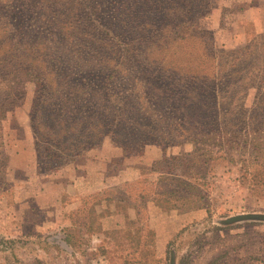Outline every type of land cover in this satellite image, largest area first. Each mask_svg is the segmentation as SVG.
<instances>
[{
  "label": "trees",
  "instance_id": "1",
  "mask_svg": "<svg viewBox=\"0 0 264 264\" xmlns=\"http://www.w3.org/2000/svg\"><path fill=\"white\" fill-rule=\"evenodd\" d=\"M98 2L109 5L105 11L129 6V15L142 2L163 4L155 15L163 18V30L170 35L179 29L198 35L194 29L209 13L208 9L200 14L202 0L193 4L189 0H0V197L8 190L9 167L3 123L23 106L28 84L36 88L30 119L39 173L47 175L74 164L109 138L122 149L126 165L155 146L168 150L192 144L194 151L187 157L195 170L206 167L212 158L234 163L237 152L239 161L248 164L246 170L249 165L256 167L250 178L254 191L264 186V33L241 48L220 52L213 74H180L154 68L157 64L148 51H116L131 43L123 42L113 32L115 25L95 13ZM195 16L198 20L186 22ZM250 90L256 93L248 109ZM247 154L254 159H246ZM195 174L162 175L161 182L169 189L152 198L139 194L136 206L126 205L131 195L106 198L107 209L115 207L116 213L106 218L115 216L113 220L119 221L124 216L119 209L129 207L137 210L140 221L148 203L164 195L185 204L193 196L202 199L205 177L202 169ZM244 174L243 179H248V171ZM164 201L168 209L180 211L170 199ZM96 210L88 213L92 222L104 217Z\"/></svg>",
  "mask_w": 264,
  "mask_h": 264
},
{
  "label": "rangeland",
  "instance_id": "2",
  "mask_svg": "<svg viewBox=\"0 0 264 264\" xmlns=\"http://www.w3.org/2000/svg\"><path fill=\"white\" fill-rule=\"evenodd\" d=\"M202 2L200 14L208 9L209 13L201 20L203 28L194 29L198 32L195 36H190L191 32L187 33L185 29L172 35L164 31L163 18L158 19L155 15L157 10L164 9L163 4L142 2L130 15L129 6L119 12L105 11L109 5L101 2L94 7L96 14L99 11L102 19L115 25L113 32H117L123 42L131 43L130 46H118L116 51L124 50L126 54L132 50L138 54L148 51L157 64L154 68L163 67L180 74H213L220 52L241 48L261 34L251 24L243 25L241 21L249 7L264 20V0ZM194 20L198 17L186 22ZM201 29L206 33H201ZM111 35L113 39L114 33ZM240 37L241 44L234 45V40ZM107 50L106 53H110L114 49ZM35 90L34 84L27 85L23 106L10 112L3 123L9 167L8 190L0 197V264H264V222L220 224L222 220L241 215H264V186L254 191L250 183L256 167L249 165L246 170L248 164L239 161L237 152L233 153L234 163L229 159L212 158L207 159L206 167H195V170L188 163L191 158L187 157L194 151L192 144L184 143L168 150L155 146L146 159L136 155L130 160L131 165L140 168L141 176L135 183L124 187L121 184L87 196H74L66 189H50L53 199L39 205L38 191L42 184H66L74 167L82 164L86 155L47 175L38 172L30 119ZM255 93V90L248 92L246 108L252 107ZM109 141L108 138L106 142ZM214 152L217 153V149ZM12 157H15L14 162ZM175 157L180 160H173ZM245 158L253 160L254 156L250 158L247 154ZM182 161L184 165L180 166ZM112 167L119 170L126 167V162L118 159ZM201 169L205 177L202 180L204 198L193 196L191 202L185 204L175 197H158L142 210L140 221L137 210L129 208L139 204L137 200L141 193L152 198L168 190L167 183L161 182L162 175L193 177ZM245 171H248L246 180L243 179ZM115 194L119 198L129 195L132 198L126 203L129 207L119 209L124 216L108 223L106 216L115 213V207L107 209L104 199ZM165 199H170L180 211L168 209ZM93 208L104 217L90 221L92 218L88 213ZM137 241L140 254L135 253Z\"/></svg>",
  "mask_w": 264,
  "mask_h": 264
},
{
  "label": "crops",
  "instance_id": "3",
  "mask_svg": "<svg viewBox=\"0 0 264 264\" xmlns=\"http://www.w3.org/2000/svg\"><path fill=\"white\" fill-rule=\"evenodd\" d=\"M244 13L241 21L243 25L251 24L258 33L264 32V20L258 17V12H255L254 8L249 7ZM241 41V37L238 40L235 39L234 45L241 44ZM152 148L147 149L144 159L149 156ZM164 153L165 151L163 150L161 153L162 157ZM84 159L82 164H77L74 167L72 174L68 176L66 184H42L41 189L38 191L39 205L42 202L47 204V202L49 203L53 199L52 194L50 195V189L51 191L66 189L74 196H87L107 188L135 182L141 176L140 168L137 165H131L130 160H128L130 162L127 163L126 167H120L119 170L112 167L114 161L124 159V154L122 150L120 151L118 147L113 146L111 143L106 142L101 148L89 151ZM14 160L15 157H12V162ZM78 170L82 171V174L79 176L77 174ZM152 213L155 214L156 212L154 213L153 211ZM114 218L116 217L108 218L107 222H112Z\"/></svg>",
  "mask_w": 264,
  "mask_h": 264
},
{
  "label": "water",
  "instance_id": "4",
  "mask_svg": "<svg viewBox=\"0 0 264 264\" xmlns=\"http://www.w3.org/2000/svg\"><path fill=\"white\" fill-rule=\"evenodd\" d=\"M245 221H259L264 222V215L262 214H250V215H241L226 220H222L220 224L224 226H230L236 223L245 222Z\"/></svg>",
  "mask_w": 264,
  "mask_h": 264
}]
</instances>
